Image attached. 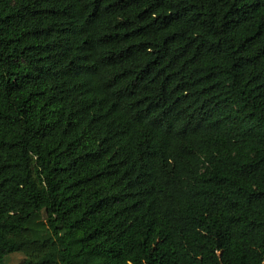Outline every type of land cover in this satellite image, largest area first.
Returning a JSON list of instances; mask_svg holds the SVG:
<instances>
[{
  "label": "trees",
  "instance_id": "16d2710c",
  "mask_svg": "<svg viewBox=\"0 0 264 264\" xmlns=\"http://www.w3.org/2000/svg\"><path fill=\"white\" fill-rule=\"evenodd\" d=\"M264 264V0H0V264Z\"/></svg>",
  "mask_w": 264,
  "mask_h": 264
},
{
  "label": "rangeland",
  "instance_id": "374dc122",
  "mask_svg": "<svg viewBox=\"0 0 264 264\" xmlns=\"http://www.w3.org/2000/svg\"><path fill=\"white\" fill-rule=\"evenodd\" d=\"M25 259V255L22 253H14L7 257L6 262L8 264H20Z\"/></svg>",
  "mask_w": 264,
  "mask_h": 264
}]
</instances>
